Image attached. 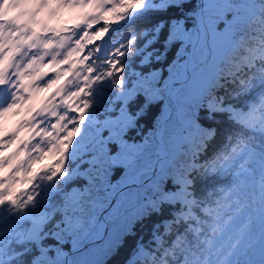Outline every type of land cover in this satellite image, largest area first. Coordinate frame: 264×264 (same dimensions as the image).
I'll return each instance as SVG.
<instances>
[{
	"label": "snow or ice",
	"instance_id": "snow-or-ice-1",
	"mask_svg": "<svg viewBox=\"0 0 264 264\" xmlns=\"http://www.w3.org/2000/svg\"><path fill=\"white\" fill-rule=\"evenodd\" d=\"M19 7L0 20V264H264V0ZM225 73L230 98L206 95ZM165 92L198 104L187 114L194 154L178 172L153 166L141 196L128 178L144 175L150 140L129 134L159 121ZM216 117L232 128L227 144ZM180 149L169 143L160 160ZM195 175L214 190L198 194Z\"/></svg>",
	"mask_w": 264,
	"mask_h": 264
},
{
	"label": "trees",
	"instance_id": "trees-1",
	"mask_svg": "<svg viewBox=\"0 0 264 264\" xmlns=\"http://www.w3.org/2000/svg\"><path fill=\"white\" fill-rule=\"evenodd\" d=\"M173 15L175 13H172ZM155 17L147 18L141 25L138 27L146 26L147 24L153 23L155 21ZM260 20L258 16L253 17L250 21V31L245 37V39L249 42H253L258 39V34L253 35V31H255L256 27L260 24ZM236 85L233 84L232 78L227 76L225 73V79L220 80L216 83V85L212 88H210L205 94L208 96L212 95H221L224 96L225 99L230 98V94L235 89ZM168 96V93H167ZM169 98V96H168ZM169 101L171 103V119H166L162 128L163 134V141L165 146L168 148L169 143H176L177 145L179 143H184L187 145V150L180 149V152L173 156L169 155L166 162L163 161V163H166V167H171L176 172L179 171V168L184 167L185 162L190 160L192 155L194 154V144L192 141V136L195 135L188 127L187 124V114L188 113H195L198 108V104L195 102V100L190 97L187 93H181V94H174L169 98ZM161 109H164V104L160 106ZM157 116H160V112H156ZM161 118V116H160ZM201 119H204V117H201ZM216 126L220 130V140H224L225 144H227L226 137L232 132L231 126L227 123V121H220L219 117L215 118ZM157 121H147L142 122L137 128H135L129 135L131 136L132 140L135 141L137 144L145 141V139L150 140V147L149 150L144 155V164L145 167L141 169V171L146 175L151 168L152 165V159L156 156V152H152V148L156 144V139H152V124H156ZM219 143V140L217 141ZM216 147V145H213L209 148L207 155H211L213 149ZM180 155H183V159H180ZM203 158V154H202ZM157 171H160V168L157 169ZM171 174V173H169ZM143 175V176H144ZM138 177H143L139 174H137L136 170L133 169L132 174L129 176L128 180H131ZM151 176H149L146 180L148 183H139L138 184V191L141 196L147 194V191L150 187H152V181L149 179ZM197 182V192L198 194L202 193L205 189L207 190H214V186L216 185V180L213 179H206L202 177L201 175H195L193 177ZM244 198L251 204V209L249 210L251 214L253 215V219L256 221L257 228L259 226V195L258 193L254 194L253 192V184L251 181H249L247 188L245 189V192L242 193ZM128 207L131 208V205H128ZM15 211V209H13ZM150 228H151V221H146L145 224H142L137 229V234L142 235L145 237V243H147V239L150 236ZM253 259H259L258 252L256 255L252 257Z\"/></svg>",
	"mask_w": 264,
	"mask_h": 264
},
{
	"label": "water",
	"instance_id": "water-1",
	"mask_svg": "<svg viewBox=\"0 0 264 264\" xmlns=\"http://www.w3.org/2000/svg\"><path fill=\"white\" fill-rule=\"evenodd\" d=\"M164 106H165V110H164V115L161 116V118L159 119V121L156 123V126L159 128V132L156 134V146L154 147V151H158L159 149L161 150V152L159 153V156L156 155L153 159H152V165L150 168V171L143 176L142 178H133L131 180H136L137 184L141 183L142 181L146 180L149 176L152 175V167L155 166L156 169L158 168L159 164L157 161L160 160V157H163L165 155L166 152V147L164 145L163 140L161 139V133H162V126L164 121L168 118V114L171 112V103L169 101V98L167 96V92H165L164 94ZM129 180V181H131Z\"/></svg>",
	"mask_w": 264,
	"mask_h": 264
},
{
	"label": "rangeland",
	"instance_id": "rangeland-1",
	"mask_svg": "<svg viewBox=\"0 0 264 264\" xmlns=\"http://www.w3.org/2000/svg\"><path fill=\"white\" fill-rule=\"evenodd\" d=\"M21 2V0H4L2 3H0V20H4L7 19L9 16H13V15H20L23 12V9H21L19 7V3ZM174 95V94H173ZM165 110V106L163 111ZM165 122V121H164ZM164 124V123H163ZM163 130V128H162ZM163 140V139H162ZM164 142V141H163ZM165 145V144H164ZM156 146V144L154 145V147ZM154 147L152 148V152L155 153L156 155L157 153H160L161 150L159 149L158 151H154ZM166 147V146H165ZM167 150V147H166ZM154 158V157H153ZM163 163V160H160V164ZM160 164L158 166V168H160ZM157 168V169H158ZM145 176V175H144ZM137 178H142V177H138ZM135 177V178H136ZM143 182V181H142ZM139 184V183H138Z\"/></svg>",
	"mask_w": 264,
	"mask_h": 264
},
{
	"label": "bare ground",
	"instance_id": "bare-ground-1",
	"mask_svg": "<svg viewBox=\"0 0 264 264\" xmlns=\"http://www.w3.org/2000/svg\"><path fill=\"white\" fill-rule=\"evenodd\" d=\"M4 1V0H3Z\"/></svg>",
	"mask_w": 264,
	"mask_h": 264
}]
</instances>
